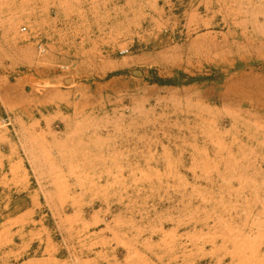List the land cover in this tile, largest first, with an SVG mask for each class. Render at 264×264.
Listing matches in <instances>:
<instances>
[{
  "label": "rangeland",
  "instance_id": "rangeland-1",
  "mask_svg": "<svg viewBox=\"0 0 264 264\" xmlns=\"http://www.w3.org/2000/svg\"><path fill=\"white\" fill-rule=\"evenodd\" d=\"M0 264H264V0H0Z\"/></svg>",
  "mask_w": 264,
  "mask_h": 264
},
{
  "label": "trees",
  "instance_id": "trees-1",
  "mask_svg": "<svg viewBox=\"0 0 264 264\" xmlns=\"http://www.w3.org/2000/svg\"><path fill=\"white\" fill-rule=\"evenodd\" d=\"M155 83L159 84V85H172L174 84L173 81L171 80H156Z\"/></svg>",
  "mask_w": 264,
  "mask_h": 264
},
{
  "label": "built area",
  "instance_id": "built-area-1",
  "mask_svg": "<svg viewBox=\"0 0 264 264\" xmlns=\"http://www.w3.org/2000/svg\"><path fill=\"white\" fill-rule=\"evenodd\" d=\"M21 32H22V33H26V32H27L26 27H22V28H21ZM38 48H39V50H40L41 52L43 51V49H42L41 46H39Z\"/></svg>",
  "mask_w": 264,
  "mask_h": 264
}]
</instances>
